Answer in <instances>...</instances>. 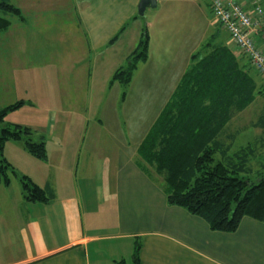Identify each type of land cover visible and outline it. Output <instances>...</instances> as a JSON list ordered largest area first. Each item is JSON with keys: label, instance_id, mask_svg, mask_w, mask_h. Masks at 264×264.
<instances>
[{"label": "crops", "instance_id": "crops-1", "mask_svg": "<svg viewBox=\"0 0 264 264\" xmlns=\"http://www.w3.org/2000/svg\"><path fill=\"white\" fill-rule=\"evenodd\" d=\"M52 2L28 0L30 17L15 0L21 17L0 30V108L31 107L18 89L38 71L32 83L45 86L48 114L41 127L25 124L43 136L46 161L18 141L4 143L17 175L0 180V264H127L136 243L141 264H264L263 222L245 216L234 232H219L169 205L159 180L138 165L136 149L150 128L132 148L124 119L107 118L126 98L120 83L109 82L114 70L125 66L144 29L151 41L155 20L145 25L139 0H67L59 10ZM219 37L240 56L227 32ZM18 175L52 187L54 198L26 201Z\"/></svg>", "mask_w": 264, "mask_h": 264}, {"label": "trees", "instance_id": "trees-1", "mask_svg": "<svg viewBox=\"0 0 264 264\" xmlns=\"http://www.w3.org/2000/svg\"><path fill=\"white\" fill-rule=\"evenodd\" d=\"M12 16L20 18V9L10 0H0V30L9 27ZM221 31L217 24L215 33L192 53L187 69L136 150L138 165L159 180L169 205L203 218L211 230L234 232L245 216L264 223V164L259 161L264 152V111L253 123L260 135L240 147L234 144L241 130L232 123L257 97L264 98V86L260 75L250 71L245 56L217 41ZM148 41L144 29L126 65L114 70L111 85H129L136 64L147 60ZM23 104L16 101L0 108L3 184L9 183L10 174L17 175L2 153L6 141L22 143L28 154L41 161L48 157L43 136L34 140L37 131L21 124L2 126L5 116ZM18 177L26 201L46 203L54 198L52 187L36 185L25 175ZM138 251L136 243L130 264H141Z\"/></svg>", "mask_w": 264, "mask_h": 264}, {"label": "rangeland", "instance_id": "rangeland-1", "mask_svg": "<svg viewBox=\"0 0 264 264\" xmlns=\"http://www.w3.org/2000/svg\"><path fill=\"white\" fill-rule=\"evenodd\" d=\"M66 1L53 0L51 5H55L59 10L69 5ZM11 2L15 5V0ZM19 2L24 13L31 17L33 11L28 0H19ZM261 2L264 7V0ZM209 5L210 0H158L156 7L146 8L145 14L141 17L147 26L150 25L149 22L155 20L156 27L153 28L154 24L150 25L152 27L151 41H148L152 46L150 59L146 63L141 61L136 64L127 87L120 85V93L122 94L123 91L126 93L125 101L118 102L115 111L111 108L106 110L108 119L115 115L124 119L125 134L132 148L139 143L170 98L171 86L185 71L192 53L201 48L203 42L215 33L216 21L209 10ZM158 24H160L159 27ZM156 28L160 30V35H156ZM217 39L220 37L218 36ZM223 39L226 38L223 37ZM52 43L53 39L50 38V41L42 42V46ZM250 71L253 73V68ZM32 76H34L33 82L39 76L38 71H34ZM260 79L261 85L264 86V76H260ZM32 82L28 87L21 85L22 88L18 89L24 97H30L32 106L25 107L22 111L17 108L8 113L2 126L9 123L41 127L46 123L45 117L48 114L42 108L45 86L38 81ZM42 90H44L43 94H41ZM52 103L56 105V97ZM262 104L264 105V98L257 97L232 120L233 126L241 130L234 144L235 147L252 142L255 136L260 135V128L253 123L264 111ZM38 135H35V141L39 139ZM259 161L264 164V152L260 155ZM256 166L259 167V164ZM128 259L127 264H130Z\"/></svg>", "mask_w": 264, "mask_h": 264}, {"label": "built area", "instance_id": "built-area-1", "mask_svg": "<svg viewBox=\"0 0 264 264\" xmlns=\"http://www.w3.org/2000/svg\"><path fill=\"white\" fill-rule=\"evenodd\" d=\"M209 10L221 30L249 64L264 76V7L261 0H210Z\"/></svg>", "mask_w": 264, "mask_h": 264}, {"label": "water", "instance_id": "water-1", "mask_svg": "<svg viewBox=\"0 0 264 264\" xmlns=\"http://www.w3.org/2000/svg\"><path fill=\"white\" fill-rule=\"evenodd\" d=\"M148 7L155 8L156 0H139L136 13L142 17L145 14V9Z\"/></svg>", "mask_w": 264, "mask_h": 264}]
</instances>
